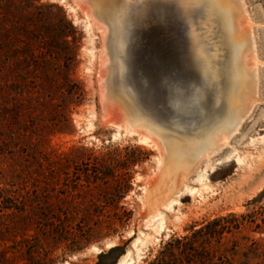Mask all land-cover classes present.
<instances>
[{
  "label": "rangeland",
  "instance_id": "1",
  "mask_svg": "<svg viewBox=\"0 0 264 264\" xmlns=\"http://www.w3.org/2000/svg\"><path fill=\"white\" fill-rule=\"evenodd\" d=\"M241 1L256 85L154 229L159 149L106 116L100 29L75 0H0V264H264V0Z\"/></svg>",
  "mask_w": 264,
  "mask_h": 264
},
{
  "label": "bare ground",
  "instance_id": "2",
  "mask_svg": "<svg viewBox=\"0 0 264 264\" xmlns=\"http://www.w3.org/2000/svg\"><path fill=\"white\" fill-rule=\"evenodd\" d=\"M241 2L75 0L103 35L100 81L105 87L103 105L109 122L118 132L137 135L159 149L156 174L144 193L143 215L154 229L164 224L161 207L170 209L201 160L215 149L219 152L227 132L237 131L241 100L256 85L257 64L250 54L249 39L253 32L244 25ZM155 5L171 9L183 24L187 64L192 69L186 84L175 85L163 113L141 99L129 63L137 26ZM155 189L161 190V198H152ZM142 234L140 231L133 247L141 242ZM130 253L128 250L118 264H132Z\"/></svg>",
  "mask_w": 264,
  "mask_h": 264
},
{
  "label": "water",
  "instance_id": "3",
  "mask_svg": "<svg viewBox=\"0 0 264 264\" xmlns=\"http://www.w3.org/2000/svg\"><path fill=\"white\" fill-rule=\"evenodd\" d=\"M165 25L174 33L171 41L156 37V30ZM137 30L129 62L131 77L141 99L163 113L175 85L186 84L192 76V69L187 64L183 24L171 9L155 5ZM101 253L103 250L98 254Z\"/></svg>",
  "mask_w": 264,
  "mask_h": 264
},
{
  "label": "trees",
  "instance_id": "4",
  "mask_svg": "<svg viewBox=\"0 0 264 264\" xmlns=\"http://www.w3.org/2000/svg\"><path fill=\"white\" fill-rule=\"evenodd\" d=\"M198 233V232H197ZM222 233V231H218V232H215V233H207V234H205L206 236L204 237V240L205 241H208V239L209 238H213V237H215L216 236V234H221ZM116 248H118L117 246H115V247H113V248H111V251H113V250H115ZM194 248H196L195 246H194ZM194 251H196L197 249H193ZM104 255L103 254H101L100 255V259H101V257H103ZM1 259H2V254H0V262H1ZM202 264H206V263H202Z\"/></svg>",
  "mask_w": 264,
  "mask_h": 264
}]
</instances>
